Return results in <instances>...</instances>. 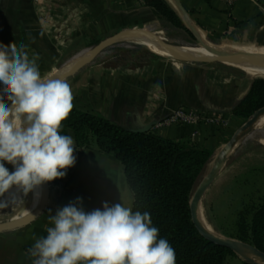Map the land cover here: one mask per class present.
Returning a JSON list of instances; mask_svg holds the SVG:
<instances>
[{
  "label": "crops",
  "instance_id": "crops-1",
  "mask_svg": "<svg viewBox=\"0 0 264 264\" xmlns=\"http://www.w3.org/2000/svg\"><path fill=\"white\" fill-rule=\"evenodd\" d=\"M181 2L204 39L246 45L244 49L264 48V0H239L231 7L224 0ZM158 23L164 24L144 0H0V42L26 45L30 59L39 56L37 64L42 76L53 73L70 49L87 41L131 25L153 28ZM133 29L139 31L140 27ZM64 80L72 88L77 108L121 125L135 127L154 122L152 131L209 148L213 153L240 127L241 118L232 109L253 81L243 73H213L202 65L172 58L154 59L135 68L95 63ZM180 106L221 110L228 126H202L194 137L191 125H158ZM75 156L76 163L66 176L52 181L45 211L27 225L0 232V264H32L28 249L35 238L47 235L46 227L52 226L48 216H54L57 209L77 197L82 198L81 206L86 212L102 210L105 201L132 208L133 190L116 157L101 151L95 143L76 148Z\"/></svg>",
  "mask_w": 264,
  "mask_h": 264
},
{
  "label": "clouds",
  "instance_id": "clouds-1",
  "mask_svg": "<svg viewBox=\"0 0 264 264\" xmlns=\"http://www.w3.org/2000/svg\"><path fill=\"white\" fill-rule=\"evenodd\" d=\"M25 49L0 42V197L15 186L38 198L44 183L65 177L76 163L73 137L61 134L74 107L72 88L42 76L39 56L30 59ZM17 202L23 200L14 196ZM81 205L77 197L48 216L47 235L28 249L32 264H176L175 249L160 238L149 212L121 202L105 201L90 212ZM7 206L0 201V208Z\"/></svg>",
  "mask_w": 264,
  "mask_h": 264
},
{
  "label": "trees",
  "instance_id": "trees-1",
  "mask_svg": "<svg viewBox=\"0 0 264 264\" xmlns=\"http://www.w3.org/2000/svg\"><path fill=\"white\" fill-rule=\"evenodd\" d=\"M144 1L164 24L196 40L170 0ZM135 46L152 54L153 59L161 58L145 46ZM261 108H264V76L252 81L232 113L247 120ZM61 134L72 136L76 148L95 143L101 151L112 154L123 164L134 194L132 210L150 213L160 238L167 239L175 249L176 264H255L205 238L192 220L190 200L198 175L213 155L211 149L167 138L151 129L133 131L108 117L75 106ZM237 231V238L250 241L264 251V201L252 211L249 219L241 220Z\"/></svg>",
  "mask_w": 264,
  "mask_h": 264
},
{
  "label": "rangeland",
  "instance_id": "rangeland-1",
  "mask_svg": "<svg viewBox=\"0 0 264 264\" xmlns=\"http://www.w3.org/2000/svg\"><path fill=\"white\" fill-rule=\"evenodd\" d=\"M170 1L174 4L172 0ZM156 25L157 27L153 28H148L150 26L145 25H131L126 28L140 27L144 29V27H147L150 31L156 29L159 31V34L151 35V38L158 41L162 46L185 47L199 45L198 41L191 39L185 32L181 30L172 28L168 24L158 23ZM115 32L116 31L108 33L98 40L87 41L81 47L79 46L70 49V51H68L60 60V63H58V69L60 67H63L73 59L77 58L78 56L87 53L97 43ZM207 41L211 44L216 45H233V47H230V49L242 52H252L251 48H253L248 47L247 49H244V46L246 45L230 43L228 41ZM135 45L140 46L142 44L135 40L118 42L104 50L91 64L103 62L107 67L135 68L141 67L144 64L154 60L152 54L146 52L145 50H137ZM255 48L259 47H254V49ZM157 59L171 58L161 57ZM178 60L202 65L209 68L213 73L218 72L224 73L225 75L233 73H243L247 76L248 79L252 80L256 79L257 77L264 76L263 73L254 72L253 73L255 76H251L243 71L240 65L225 61L220 58L202 59L200 57H197L192 58V60ZM245 121L246 120L241 119L240 125H242ZM234 132L235 131H232L231 134L226 137L224 145L230 140ZM222 147H219L215 151V153H213L212 157L203 167L202 171L197 177L194 191L200 185V183L215 169L217 157ZM5 166L9 169V172L15 170L13 165L7 162L5 163ZM50 184H52V181ZM5 196L0 197V201L8 202V207L0 208V222L15 219L16 217L21 216L23 213H26L29 210L31 192L27 196H24L23 193H21L20 200H23V202H18L16 204L11 203L9 200H5ZM263 201L264 128H256L251 129L249 132H247L241 138L235 149L232 151L221 173L205 192L201 201L200 210L211 228L215 231V234H219L227 238L241 240L236 237L238 234L237 230L239 223L243 218L249 219L252 211ZM239 258L247 260L241 255H239Z\"/></svg>",
  "mask_w": 264,
  "mask_h": 264
},
{
  "label": "water",
  "instance_id": "water-1",
  "mask_svg": "<svg viewBox=\"0 0 264 264\" xmlns=\"http://www.w3.org/2000/svg\"><path fill=\"white\" fill-rule=\"evenodd\" d=\"M175 4V6L180 11L181 15L183 16L187 26L193 33V35L196 38V41L199 42V45L196 46H169L174 48V54L175 56H168L161 54L149 46L144 45L147 49H149L151 52L164 57V58H172V59H183V60H192V58H197L198 56L196 53L191 51L189 48H196L201 47L207 52L217 54L220 57V59H223L225 61L231 62V63H241V64H250V63H258L261 66H264V59L262 57H259L256 54L252 53H246L241 51H232L229 49L223 48L221 45L211 44L207 40H205L198 28L196 27L193 19L190 16V13L188 10L184 7L181 0H172ZM135 28V27H134ZM147 27L140 28L139 31H135L133 28H123L121 30L116 31L112 35L104 38L99 43H97L90 51L87 53L78 56L77 58L73 59L63 67H60L59 69H56L53 73L48 75L52 78H59L64 79L73 73L77 72L78 70L82 69L83 67L93 63L98 56L106 50L108 47L126 40H147L152 39L151 35H158L159 31L156 32L150 31ZM148 30V32H147ZM216 112H222L221 110H216ZM264 115V108H261L257 110L250 118H248L240 127L234 132L230 140L222 147L215 164V169L200 183V185L196 188V190L193 192L191 200H190V207H191V214H192V220L198 229V231L208 240L221 245L228 247L232 249L235 253L238 255L243 256L248 261L256 263L252 259L246 257L244 254L246 253H252L256 255L258 258L264 261V251L256 247L254 244L243 241V240H237L232 238L223 237L221 235H215L209 232L199 221L198 215L200 212V205L202 198L207 191V189L210 187V185L214 182V180L218 177V175L221 173L222 169L224 168L226 162L228 161L232 151L235 149L241 138L249 132L254 124L260 120V118ZM153 123H148L144 125H137L135 127L132 126H126L127 128L133 130V131H149ZM42 189V196L39 201V204L37 208L32 211L31 213L16 217L15 219L8 220L5 222H0V232L13 229L19 226L27 225L31 222H33L35 219H37L47 208L50 198H51V184L50 182H46L41 186Z\"/></svg>",
  "mask_w": 264,
  "mask_h": 264
},
{
  "label": "bare ground",
  "instance_id": "bare-ground-1",
  "mask_svg": "<svg viewBox=\"0 0 264 264\" xmlns=\"http://www.w3.org/2000/svg\"><path fill=\"white\" fill-rule=\"evenodd\" d=\"M136 41L141 42V43H143L146 46H149L150 48H152L153 50H155V51H157V52H159L161 54L168 55V56H175V54H174L175 50L172 47L162 46L159 43H154V42H152V41H150L148 39L147 40H136ZM223 48L229 49V50H232V51H237V50H233V49L226 48V47H223ZM189 49L191 51H193L194 53H196V55L198 57H205V58H220L221 57V56H219L217 54H213V53L207 52L206 50H204L201 47L189 48ZM251 49H252V52H246V53L256 54L259 57H262L264 59V48H260L259 47V48H255L254 49V47H253ZM237 65H240L241 68L246 69L248 71H251V72H254V73H263L264 74V66H261L258 63H250V64H246V65H242L241 63H238ZM256 128H264V115L260 118V120L258 122H256L254 124L252 129H256ZM38 191H39V197L38 198L36 197V195L33 192H31L29 210L26 213H23L21 216L27 215V214L31 213L32 211H34L37 208V206L39 204V201L41 199V196H42L41 187L38 189ZM21 193L22 192H18L16 190L15 186H14L8 193H6L5 200H9L12 203V198L14 196L17 198V200H20L21 199ZM13 204H16V203H13ZM21 216H18V217H21ZM198 219H199L200 223L209 232H211L212 234H215V231L211 228V226L209 225L207 220L204 218L203 214L201 213V210L199 212ZM215 235H217V234H215ZM244 255L246 257L252 259L256 263L264 264L263 260H261L260 258H258L256 255H254L252 253H246Z\"/></svg>",
  "mask_w": 264,
  "mask_h": 264
},
{
  "label": "built area",
  "instance_id": "built-area-1",
  "mask_svg": "<svg viewBox=\"0 0 264 264\" xmlns=\"http://www.w3.org/2000/svg\"><path fill=\"white\" fill-rule=\"evenodd\" d=\"M229 7L239 0H224ZM160 126L191 125L195 129L192 135L195 137L202 126L224 128L228 126L226 117L222 112H216L205 108H191L180 106L173 110L167 117L158 123Z\"/></svg>",
  "mask_w": 264,
  "mask_h": 264
}]
</instances>
